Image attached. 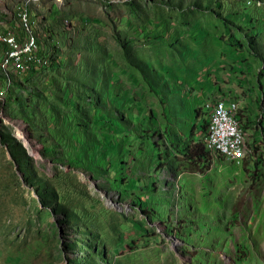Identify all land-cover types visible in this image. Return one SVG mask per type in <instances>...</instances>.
Wrapping results in <instances>:
<instances>
[{"label": "rangeland", "instance_id": "obj_1", "mask_svg": "<svg viewBox=\"0 0 264 264\" xmlns=\"http://www.w3.org/2000/svg\"><path fill=\"white\" fill-rule=\"evenodd\" d=\"M7 32L0 264H264V0H0Z\"/></svg>", "mask_w": 264, "mask_h": 264}, {"label": "built area", "instance_id": "obj_2", "mask_svg": "<svg viewBox=\"0 0 264 264\" xmlns=\"http://www.w3.org/2000/svg\"><path fill=\"white\" fill-rule=\"evenodd\" d=\"M0 38H2L6 43L13 44V50H19V58L15 59V63L13 65L14 68H19V71H23L26 68V65L29 63L30 58H20V51L23 50L27 46L31 45L29 40L28 44H21V38L18 37L13 32H7L4 35L0 34ZM216 115V123L215 124H226L227 129H234V125H236V113L230 105H227L223 99L219 101L217 106H212V113ZM219 139H227V146L223 151V156L234 161V157H236V142L233 141L232 138L225 137V134H216L212 137L210 142H219ZM228 142H235V149H228Z\"/></svg>", "mask_w": 264, "mask_h": 264}, {"label": "bare ground", "instance_id": "obj_3", "mask_svg": "<svg viewBox=\"0 0 264 264\" xmlns=\"http://www.w3.org/2000/svg\"><path fill=\"white\" fill-rule=\"evenodd\" d=\"M24 20H26V13L24 14ZM27 24V23H26ZM33 43V39L30 44ZM26 49H31V46H27ZM220 99H215L213 102L209 104V118L207 123V129L205 132L204 143L206 148L220 152L223 154L222 150H225L227 146V139H219V142H210L212 137L216 134H225V137L232 138L233 141L236 142V157L242 156L245 152V139L241 128L239 127L238 121L236 120V125H234V129H227L226 124H215L216 123V115L210 114L212 113V106H217ZM231 107L236 113V104L232 103ZM235 142H228V149H235ZM234 157V158H236Z\"/></svg>", "mask_w": 264, "mask_h": 264}, {"label": "trees", "instance_id": "obj_4", "mask_svg": "<svg viewBox=\"0 0 264 264\" xmlns=\"http://www.w3.org/2000/svg\"><path fill=\"white\" fill-rule=\"evenodd\" d=\"M26 13V17L28 16V13L27 12H25ZM9 45H10V43H8ZM11 46V45H10ZM9 50V49H8ZM22 58V57H21ZM35 59H38V57H36ZM31 61V60H30ZM29 61V62H30ZM36 61V60H35ZM27 66L28 67H36L35 66V64H31V65H29V64H27ZM27 67V68H28ZM207 128V127H206ZM204 143V142H203ZM205 146V145H204ZM204 146H203V144H197V147H198V149H199V151H201L200 153H199V156H202V157H206L207 155H208V153H207V151L205 150V148H204ZM209 152V151H208Z\"/></svg>", "mask_w": 264, "mask_h": 264}]
</instances>
